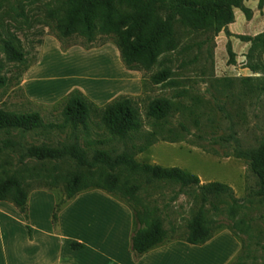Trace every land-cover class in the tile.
I'll use <instances>...</instances> for the list:
<instances>
[{
	"label": "rangeland",
	"instance_id": "rangeland-1",
	"mask_svg": "<svg viewBox=\"0 0 264 264\" xmlns=\"http://www.w3.org/2000/svg\"><path fill=\"white\" fill-rule=\"evenodd\" d=\"M65 9L66 0H0V77L3 79L0 109L38 111L45 124L25 133L15 130L11 138L26 145H59L72 140L76 133L81 146L90 152L97 148L121 152L132 144H142L144 134L160 129L148 116L149 104L157 98L169 99L174 104L172 114L164 122L158 139L138 153L136 159L181 167L197 174L202 183H227L238 200L226 195L213 198L206 205L213 237L209 242L193 245L185 238L189 223L199 209V200L169 182L143 184L136 198L150 208L159 209L169 235L160 245L163 248L150 254L143 263L232 264L240 257L249 264H264V196L258 193V177L251 161L234 155L238 147L235 138L244 149L256 148L264 141V54L260 58L255 52L249 58L248 49H241V59L243 55L246 57L230 63L227 49L216 53L220 33L212 37L210 32L179 27L176 49L163 51L151 66L136 64L128 68L121 58L119 36L115 32H98L93 41L78 33L60 41L56 26ZM11 36L18 40L24 52L21 61L11 60L5 51V40ZM203 39L207 43L200 49L196 43ZM188 42L192 43V49L184 48ZM250 63L259 64L261 69L253 71L248 66ZM164 69L170 75L159 80L157 75ZM74 90L98 107L121 96L132 97L140 109L143 132L134 134L126 144L109 134L98 113L91 115L87 125L81 123L75 130L63 114L67 98ZM6 136L1 133L0 138ZM6 168L19 171L24 184H31L29 196L36 189L53 194L29 202L27 216L44 226L51 223L57 234L119 235L125 225L121 209L124 206L134 221L136 201L102 188L82 191V204L68 207L71 199L66 198L65 185L77 171L71 159L26 158L22 162L19 151L3 149L0 172ZM117 175L122 182L129 177V185L140 181L128 176L125 170H119ZM54 199L57 203L65 201L57 211L56 224ZM13 214L27 220L19 210ZM20 226L14 222L12 228L18 230ZM121 240V236L116 239ZM131 251L135 256L132 247ZM140 257L135 256V263ZM119 264L132 263L129 258H121Z\"/></svg>",
	"mask_w": 264,
	"mask_h": 264
},
{
	"label": "trees",
	"instance_id": "trees-1",
	"mask_svg": "<svg viewBox=\"0 0 264 264\" xmlns=\"http://www.w3.org/2000/svg\"><path fill=\"white\" fill-rule=\"evenodd\" d=\"M246 0H66L63 17L57 23L58 39L62 41L78 33L93 41L98 32L118 34V46L121 58L128 68L136 64L151 66L165 50L176 49L178 46L177 29L188 28L193 31L210 32L212 37L225 30L228 35V25L235 21V8H240L248 18L252 10L245 5ZM264 6V0H259V8ZM244 41L251 42L248 51L264 54V31L254 36L237 35ZM207 43L203 39L196 44L202 48ZM5 51L11 60H23L24 52L18 40L11 36L5 40ZM192 49V43L184 46ZM229 62H236V53L229 42L227 45ZM184 65L187 63L184 62ZM253 71L261 69L259 64L248 65ZM170 75L167 69L158 73L159 80ZM3 79L0 77V85ZM174 104L166 98H157L149 104L148 116L155 120L158 131L144 134V142L132 144L124 151L114 148H97L90 150L81 146L79 136L74 133L72 140L59 145L23 144L15 141L10 134L13 131L25 133L45 127L38 111L27 113L0 109V150L11 149L19 151L23 162L26 158L71 159L77 171L68 178L66 198L72 199L82 191L90 188H102L110 192L120 193L128 200H134V232L131 242L136 257L163 245L168 238L164 220L157 207L150 208L136 198V192L145 183L169 182L179 186L182 192L199 200L200 206L189 223V231L185 240L191 244H204L213 237L209 227L206 205L213 198L229 196L233 201L238 199L234 189L227 183L211 181L202 183L197 174L181 167H165L158 164L140 162L136 155L147 150L164 128V122L172 114ZM93 113H98L101 123L109 134L122 140L132 139L134 134L143 132V120L136 101L130 96H121L103 107H98L87 99L79 90L72 91L66 101L63 111L64 118L72 122L77 130L79 124L87 125ZM165 139H173L165 137ZM238 147L234 155L251 161V168L258 177V193L264 196V141L256 148L239 147V139L235 138ZM105 142V141H101ZM119 170H125L128 176L139 178L140 181L129 185V177L122 182L117 175ZM130 177V178H131ZM31 184L25 185L17 170L3 169L0 172V200L12 202L26 216L28 230L31 226L28 219V200ZM136 198V199H135ZM63 202H58L53 213V222H57V211ZM73 248H81L82 243H72ZM232 264H249L239 257Z\"/></svg>",
	"mask_w": 264,
	"mask_h": 264
},
{
	"label": "crops",
	"instance_id": "crops-1",
	"mask_svg": "<svg viewBox=\"0 0 264 264\" xmlns=\"http://www.w3.org/2000/svg\"><path fill=\"white\" fill-rule=\"evenodd\" d=\"M245 5L252 10V17L248 18L242 9L235 8V21L228 25V30L232 35H227V32L222 30L220 32L221 41L216 47V53H218L219 50L227 49L230 42L236 53L237 61L246 57L243 55L241 59L239 54L241 49L246 48L249 51L251 42L238 40L235 35L254 36L264 31V6L259 8V0H246ZM245 69L249 68L245 67ZM52 195L48 190H34L29 196L28 209L29 202L32 204L33 200L49 198ZM53 201L52 210L57 204L55 199ZM67 204L68 207L82 204V193L69 200ZM121 209L125 214V225L121 234L107 236L95 233L89 237L86 234L80 236L65 232L57 234L53 232L51 223L49 226H44L32 217L29 219L31 226V231H29L25 220L20 216L18 218L13 216V213H17L19 209L12 202L0 200V264H119L121 258L124 260L129 258L132 264H144L143 262L150 254L158 252L159 248L163 247L158 246L144 253L138 263H135L136 258L131 251L134 221L125 206ZM14 222L22 225L18 228L19 232L16 228H12ZM120 236L122 240L116 241ZM74 242L82 243V247L73 248L71 244ZM238 248L239 244L236 250Z\"/></svg>",
	"mask_w": 264,
	"mask_h": 264
}]
</instances>
